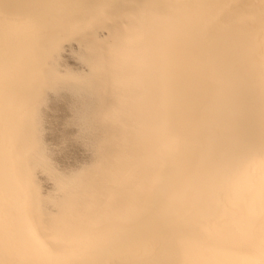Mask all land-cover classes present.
<instances>
[{"label": "bare ground", "instance_id": "bare-ground-1", "mask_svg": "<svg viewBox=\"0 0 264 264\" xmlns=\"http://www.w3.org/2000/svg\"><path fill=\"white\" fill-rule=\"evenodd\" d=\"M262 132L264 0H0L3 264H264Z\"/></svg>", "mask_w": 264, "mask_h": 264}, {"label": "snow or ice", "instance_id": "snow-or-ice-1", "mask_svg": "<svg viewBox=\"0 0 264 264\" xmlns=\"http://www.w3.org/2000/svg\"><path fill=\"white\" fill-rule=\"evenodd\" d=\"M94 72H101L102 67L99 65L93 66ZM67 79V78H65ZM77 90L83 92H94L101 94L103 92V85L96 83L90 78H73ZM259 149L261 153H264V132H262L257 139L244 140L239 137H233L229 142L227 148H220L218 154L214 160V169L216 175L220 178L219 183L214 187L208 200V206L220 207L223 203V198L228 196L231 190V185L228 178V170L230 168L232 159L235 155L241 152ZM261 197L264 199V187L261 190ZM226 211V210H225ZM3 227V218L0 216V228ZM3 264V261H0Z\"/></svg>", "mask_w": 264, "mask_h": 264}]
</instances>
